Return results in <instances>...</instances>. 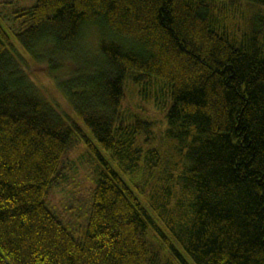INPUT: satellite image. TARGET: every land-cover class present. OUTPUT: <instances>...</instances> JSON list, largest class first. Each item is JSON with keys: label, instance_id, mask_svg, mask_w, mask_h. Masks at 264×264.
Here are the masks:
<instances>
[{"label": "trees", "instance_id": "16d2710c", "mask_svg": "<svg viewBox=\"0 0 264 264\" xmlns=\"http://www.w3.org/2000/svg\"><path fill=\"white\" fill-rule=\"evenodd\" d=\"M16 12L0 22V264H264V0ZM79 146L97 175L74 223L46 199Z\"/></svg>", "mask_w": 264, "mask_h": 264}, {"label": "rangeland", "instance_id": "374dc122", "mask_svg": "<svg viewBox=\"0 0 264 264\" xmlns=\"http://www.w3.org/2000/svg\"><path fill=\"white\" fill-rule=\"evenodd\" d=\"M34 1L35 0H0V22L8 25L7 20L12 21L13 18L19 14V12L17 13L16 11L33 5ZM16 21L17 24L19 23L20 25L21 18ZM88 44L90 49H93L97 44V36L94 34L90 35ZM31 77L33 83L38 87L46 99L57 103L60 111H64L68 114L72 113L64 96L57 89L52 78L48 75L46 66H34ZM129 97L130 93H128L127 90L126 100H129ZM132 104L139 103L136 99ZM145 105L149 106V104ZM157 116L158 114L155 113L154 117ZM61 163L62 166H60L59 170L60 184L56 188L50 190L46 200L64 221L72 220L74 223H77L79 218L83 215V213L77 211V209L79 207L82 208L83 203L88 198L89 190L92 187L91 181L97 175L96 167L82 146L68 151V153L63 156ZM64 207L68 208V210H64Z\"/></svg>", "mask_w": 264, "mask_h": 264}]
</instances>
